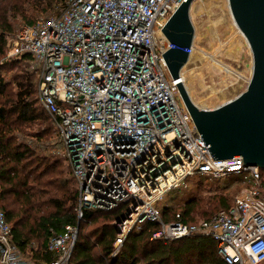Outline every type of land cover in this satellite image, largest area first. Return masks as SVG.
Instances as JSON below:
<instances>
[{
	"label": "built area",
	"instance_id": "built-area-1",
	"mask_svg": "<svg viewBox=\"0 0 264 264\" xmlns=\"http://www.w3.org/2000/svg\"><path fill=\"white\" fill-rule=\"evenodd\" d=\"M183 1L63 0L7 38L5 59L35 76L38 104L77 190V222L85 210L129 212L114 223L120 233L111 257L148 222L157 226L150 240L206 236L222 264H264V171L243 167L240 157L212 159L162 58L172 45L161 29ZM196 175L236 176L242 187L207 219L184 222L175 212L165 220L158 204ZM77 233L66 225L48 239L51 259L35 261L14 243L0 210V264H69Z\"/></svg>",
	"mask_w": 264,
	"mask_h": 264
},
{
	"label": "trees",
	"instance_id": "trees-1",
	"mask_svg": "<svg viewBox=\"0 0 264 264\" xmlns=\"http://www.w3.org/2000/svg\"><path fill=\"white\" fill-rule=\"evenodd\" d=\"M43 3L57 6L63 0H0V57H5L7 38L14 35L13 23L24 20L28 9ZM5 66L0 63V98L7 97V85L1 76ZM25 69L29 74L16 84L15 94L8 95L7 102H0V210L11 226L14 243L24 256L49 261L46 245L50 236L61 234L66 225H74L78 233L69 264H222L216 244L209 237L190 236L163 244L150 240L157 226L148 222L130 232L119 253L111 257L116 237L114 223L122 216V208L109 212L85 210L77 222L73 213L77 198L73 180L63 176L54 165L33 160L25 146L15 143L13 133L20 131L15 126L17 123L40 119V114L35 112L40 108L37 97L31 100L36 95L32 83L34 74L27 66ZM231 203L223 195L194 198L161 213L165 220L179 212L184 222H196L214 214L210 213L214 208L227 209ZM89 225L94 226L87 230Z\"/></svg>",
	"mask_w": 264,
	"mask_h": 264
},
{
	"label": "rangeland",
	"instance_id": "rangeland-1",
	"mask_svg": "<svg viewBox=\"0 0 264 264\" xmlns=\"http://www.w3.org/2000/svg\"><path fill=\"white\" fill-rule=\"evenodd\" d=\"M56 8V5L43 3L38 8L28 9L24 20L17 19L13 23L12 34L28 26L27 23L32 25L52 15ZM190 8L195 36L191 48L193 49L192 59L190 58L181 70L183 85L197 104L215 109L235 99L246 90L251 77L252 55L245 37L232 20L227 0H193ZM0 63L6 64L1 69V76L7 85V97L0 98V102L4 103L7 102L8 95L15 94L16 84L23 82L26 74L29 73L26 72L25 64L8 62L5 57H0ZM32 77L35 87V76L32 75ZM35 96L31 100H35ZM37 109L35 112L40 114L38 121L15 125L20 128L19 132L13 133L15 143L25 146L33 160L54 165L63 176L71 178L58 145L52 120L41 112L39 107ZM234 179L238 180L234 176L209 181L196 175L189 179L186 189L174 190L167 194L158 204V208L161 211L169 210L194 198L206 199L220 195L228 196L232 201L242 187L238 182H234ZM217 211L219 208H214L210 213ZM93 226L89 225L87 230Z\"/></svg>",
	"mask_w": 264,
	"mask_h": 264
},
{
	"label": "water",
	"instance_id": "water-1",
	"mask_svg": "<svg viewBox=\"0 0 264 264\" xmlns=\"http://www.w3.org/2000/svg\"><path fill=\"white\" fill-rule=\"evenodd\" d=\"M227 1L232 20L245 37L252 55L251 77L243 93L212 110L199 109L188 98L180 82V72L189 60L194 39L189 16L193 0H184L161 29L172 45L162 58L212 159L240 157L243 167L264 171V0ZM126 215L118 218L116 225ZM115 228L119 234L118 227Z\"/></svg>",
	"mask_w": 264,
	"mask_h": 264
},
{
	"label": "bare ground",
	"instance_id": "bare-ground-1",
	"mask_svg": "<svg viewBox=\"0 0 264 264\" xmlns=\"http://www.w3.org/2000/svg\"><path fill=\"white\" fill-rule=\"evenodd\" d=\"M195 1H197V0H195ZM199 1V0H198ZM191 9V8H190ZM231 15V14H230ZM189 16H190V19H191V15H190V10H189ZM193 22V21H192ZM235 24V23H234ZM195 36V35H194ZM247 42V41H246ZM193 45V44H192ZM192 48V47H191ZM193 53V49H191L190 50V53H189V60H190V58H191V56L193 55L192 54ZM192 59V58H191ZM188 60V61H189ZM212 60V59H211ZM215 62V61H214ZM187 64V63H186ZM212 65V64H211ZM216 65V64H215ZM218 66V65H217ZM216 67V66H215ZM219 68H220V66H218ZM252 67V66H251ZM184 68V67H183ZM183 68L181 69V70H183ZM214 69V68H213ZM223 69V68H222ZM183 71H181L180 72V82L182 83V85H183V73H182ZM183 88H184V90H185V92L187 93V96H188V98L191 100V102L195 105V106H197L199 109H209L207 106H200L199 104H197L193 99H192V97H191V95H190V93L186 90V88H185V86L183 85ZM196 97V96H195ZM204 100V99H203ZM207 104V103H206Z\"/></svg>",
	"mask_w": 264,
	"mask_h": 264
}]
</instances>
